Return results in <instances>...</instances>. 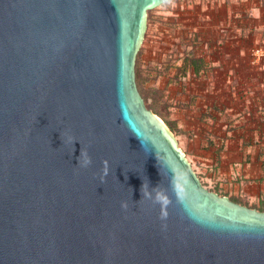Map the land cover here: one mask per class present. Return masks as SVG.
<instances>
[{
    "label": "water",
    "instance_id": "water-1",
    "mask_svg": "<svg viewBox=\"0 0 264 264\" xmlns=\"http://www.w3.org/2000/svg\"><path fill=\"white\" fill-rule=\"evenodd\" d=\"M164 1L0 0V264H264V210L207 189L138 90Z\"/></svg>",
    "mask_w": 264,
    "mask_h": 264
},
{
    "label": "crops",
    "instance_id": "crops-1",
    "mask_svg": "<svg viewBox=\"0 0 264 264\" xmlns=\"http://www.w3.org/2000/svg\"><path fill=\"white\" fill-rule=\"evenodd\" d=\"M223 3L202 8L194 23L192 18L191 38L175 52L170 76L185 55L199 61L188 63L186 76L172 84L182 95L174 108L177 116L204 126L213 163L237 160L239 178L249 182L236 194L250 201L241 204L264 210V57L251 52L264 43V0Z\"/></svg>",
    "mask_w": 264,
    "mask_h": 264
},
{
    "label": "rangeland",
    "instance_id": "rangeland-1",
    "mask_svg": "<svg viewBox=\"0 0 264 264\" xmlns=\"http://www.w3.org/2000/svg\"><path fill=\"white\" fill-rule=\"evenodd\" d=\"M223 2L226 0H166L150 9L144 38L136 55L135 78L145 105L175 133L201 183L211 191L220 195L229 193L235 201L247 204L250 201L236 196L249 185L239 178L237 160L224 159L219 167L208 158L207 144L202 138L205 128L199 122L186 121L176 115L174 101L182 95L173 88L174 82L169 78L175 52L184 48L185 40L191 38L188 31L192 28V18L195 19L193 23L196 22L202 8L220 7Z\"/></svg>",
    "mask_w": 264,
    "mask_h": 264
},
{
    "label": "trees",
    "instance_id": "trees-1",
    "mask_svg": "<svg viewBox=\"0 0 264 264\" xmlns=\"http://www.w3.org/2000/svg\"><path fill=\"white\" fill-rule=\"evenodd\" d=\"M261 44H263V43H261ZM252 49H251V52H252ZM196 60L199 61L196 58H192L191 56L185 55V57L182 60V63L176 67L175 72L171 76L169 75L170 80L173 81V82H178V81L182 80L186 76L188 63H191V61L193 62V61H196ZM171 67H175V62L174 61H173L172 64H170V68Z\"/></svg>",
    "mask_w": 264,
    "mask_h": 264
},
{
    "label": "clouds",
    "instance_id": "clouds-1",
    "mask_svg": "<svg viewBox=\"0 0 264 264\" xmlns=\"http://www.w3.org/2000/svg\"><path fill=\"white\" fill-rule=\"evenodd\" d=\"M77 161V164H79L81 167H86L91 164V157L85 150H81L79 156L77 157Z\"/></svg>",
    "mask_w": 264,
    "mask_h": 264
},
{
    "label": "built area",
    "instance_id": "built-area-1",
    "mask_svg": "<svg viewBox=\"0 0 264 264\" xmlns=\"http://www.w3.org/2000/svg\"><path fill=\"white\" fill-rule=\"evenodd\" d=\"M252 54H253L254 56H256V57H264V43L255 46V47L252 49Z\"/></svg>",
    "mask_w": 264,
    "mask_h": 264
}]
</instances>
